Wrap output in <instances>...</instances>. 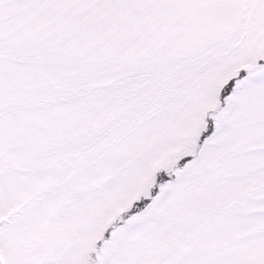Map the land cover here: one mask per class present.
<instances>
[{
	"label": "snow or ice",
	"instance_id": "6c2138e0",
	"mask_svg": "<svg viewBox=\"0 0 264 264\" xmlns=\"http://www.w3.org/2000/svg\"><path fill=\"white\" fill-rule=\"evenodd\" d=\"M0 264H264V0H0Z\"/></svg>",
	"mask_w": 264,
	"mask_h": 264
}]
</instances>
